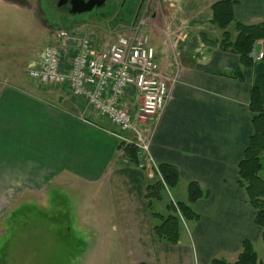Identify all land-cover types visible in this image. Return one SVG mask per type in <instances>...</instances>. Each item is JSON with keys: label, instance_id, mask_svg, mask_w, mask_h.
I'll return each instance as SVG.
<instances>
[{"label": "crops", "instance_id": "1", "mask_svg": "<svg viewBox=\"0 0 264 264\" xmlns=\"http://www.w3.org/2000/svg\"><path fill=\"white\" fill-rule=\"evenodd\" d=\"M160 1L172 6L175 22L185 23L186 40L170 50L163 38H152L157 62L177 82L164 111L150 120L149 157L157 166L179 172L180 183L169 194L174 200L180 195L187 202L190 183L208 193L193 204L198 219L187 226L188 238L181 233L176 246L158 242L147 200V188L158 177L150 165L127 163L106 119L65 87L53 91L33 80L22 83L19 77L0 87V214L40 193L47 197L54 188L83 186L94 190L109 236L125 246L130 259L145 264L235 263L243 241L261 238L255 212L238 184V166L253 133L252 87L260 89L264 105V61L239 81L229 77L240 66L239 57L200 41L203 33L221 37L211 23V7L222 0H183L180 8L178 0ZM232 1L237 21L264 22V0ZM262 51L258 43L254 57ZM167 202L155 203L153 210L166 213Z\"/></svg>", "mask_w": 264, "mask_h": 264}, {"label": "rangeland", "instance_id": "2", "mask_svg": "<svg viewBox=\"0 0 264 264\" xmlns=\"http://www.w3.org/2000/svg\"><path fill=\"white\" fill-rule=\"evenodd\" d=\"M159 1L144 4L138 18L137 5L130 2L125 5L131 11L128 19L111 21L103 11L97 18L68 20L51 13L43 16L38 0H0V87L11 84L14 77L24 79L22 83L32 80L30 71L43 60L49 47L65 42L67 47L60 48L61 60L69 61L78 44L76 36L98 44L111 43L134 32L143 17L148 25L142 32L151 42L152 38H159V42L163 38V44L172 50L185 23L175 22L172 6ZM182 1L178 0L177 7H182ZM45 88L56 91L62 87ZM261 175L264 178V169ZM94 194V190L72 184L50 190L47 197L42 193L35 199L29 197L26 201H34L20 202L11 212L0 214V264H145V260L130 259L125 246L109 236L105 213ZM176 200L184 201V197L176 195ZM189 224H182L181 233L187 238ZM254 246L264 263L262 239L254 241Z\"/></svg>", "mask_w": 264, "mask_h": 264}, {"label": "built area", "instance_id": "3", "mask_svg": "<svg viewBox=\"0 0 264 264\" xmlns=\"http://www.w3.org/2000/svg\"><path fill=\"white\" fill-rule=\"evenodd\" d=\"M145 18L135 25L134 32L111 43L98 44L76 36L78 44L69 61L61 60L60 48L67 47L65 42L47 48L30 78L44 87H65L85 100L109 122L120 143L138 148L140 168L150 165L158 171L149 157L150 120L164 111L177 78L165 73L157 62L151 38L142 32L148 25ZM185 40L181 29L172 50ZM263 58L264 52L259 53L256 62Z\"/></svg>", "mask_w": 264, "mask_h": 264}, {"label": "trees", "instance_id": "4", "mask_svg": "<svg viewBox=\"0 0 264 264\" xmlns=\"http://www.w3.org/2000/svg\"><path fill=\"white\" fill-rule=\"evenodd\" d=\"M236 3L232 0L216 2L211 7V23L221 31V37L212 39L203 33L200 41L209 47H218L224 52H232L239 57L240 66L231 74L230 78L245 81L248 72L256 66L254 57L255 46L261 43L264 52V22L248 25L237 21L234 14ZM264 61V58H263ZM250 113L252 116L253 133L243 160L238 166L239 186L245 192L248 204L255 212L254 223L261 230V239L264 243V105L261 91L252 87L250 97ZM127 163L139 166V150L134 145L120 144L119 147ZM158 181L148 186L147 200L155 221L154 233L160 243L176 246L180 243L182 224L184 221H195L198 216L193 211V204L207 198L205 192L197 183H190L187 189V202L170 199L169 194L180 183V174L170 166H158L155 171ZM166 213H157L153 209L157 202L166 201ZM211 264H264L259 260L254 243L245 240L242 251L235 263L224 259H213Z\"/></svg>", "mask_w": 264, "mask_h": 264}, {"label": "flooded vegetation", "instance_id": "5", "mask_svg": "<svg viewBox=\"0 0 264 264\" xmlns=\"http://www.w3.org/2000/svg\"><path fill=\"white\" fill-rule=\"evenodd\" d=\"M81 1H84L85 3H89L91 0H81ZM130 2H134V5H137L135 17L138 18L142 12L144 4L147 3V0H105L104 4L101 5L100 7L96 6L91 12L81 13V14L75 12V10L81 8L78 0H38V4L43 12V16L44 15L50 16L49 13H51L54 15L63 16L68 20H72L74 18L84 17V16H94V17L96 16L97 18V16H99L100 14H103L101 13L103 11L104 14H106L108 19L111 21L113 19L114 20L116 19V21L119 20L126 21L129 17L126 15L127 14L130 15L131 11L126 10L125 5H127ZM107 9H109V11H107ZM119 24H116V26L117 25L119 26ZM116 26H113L112 28H116Z\"/></svg>", "mask_w": 264, "mask_h": 264}, {"label": "water", "instance_id": "6", "mask_svg": "<svg viewBox=\"0 0 264 264\" xmlns=\"http://www.w3.org/2000/svg\"><path fill=\"white\" fill-rule=\"evenodd\" d=\"M78 2L81 8L75 10V12L81 14L91 12L96 6L100 7L104 4L105 0H91L89 3H85L84 1L78 0Z\"/></svg>", "mask_w": 264, "mask_h": 264}]
</instances>
